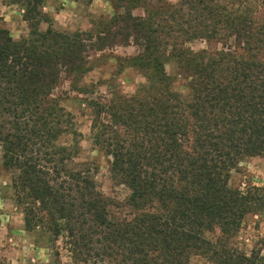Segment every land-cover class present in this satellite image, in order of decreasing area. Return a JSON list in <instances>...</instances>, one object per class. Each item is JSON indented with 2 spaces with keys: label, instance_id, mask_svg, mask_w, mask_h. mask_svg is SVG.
<instances>
[{
  "label": "trees",
  "instance_id": "16d2710c",
  "mask_svg": "<svg viewBox=\"0 0 264 264\" xmlns=\"http://www.w3.org/2000/svg\"><path fill=\"white\" fill-rule=\"evenodd\" d=\"M10 1L23 6L29 36L14 41L0 26V142L3 165L15 171L26 229L65 231L75 259L112 257L115 246L130 264H188L192 255L210 264H264L261 249L246 253L206 236L215 227L232 235L248 214H264V187L228 183L241 158L264 156V62L185 47L251 33L254 24L264 40L258 17L264 0H127L124 15L112 16L111 22L122 18L125 41L133 37L142 46L132 65L172 62L188 90L172 89L174 74L163 68L114 113L92 105L93 142L111 156V172L134 200L161 203L159 211L125 222L108 216L84 171L69 169L78 146L56 143L75 132L51 92L61 71L89 70L84 34L40 31L50 19L41 9L45 0ZM140 3L144 15L134 16ZM106 112L111 126L100 119Z\"/></svg>",
  "mask_w": 264,
  "mask_h": 264
},
{
  "label": "rangeland",
  "instance_id": "374dc122",
  "mask_svg": "<svg viewBox=\"0 0 264 264\" xmlns=\"http://www.w3.org/2000/svg\"><path fill=\"white\" fill-rule=\"evenodd\" d=\"M177 3L179 0H167ZM149 2V1H148ZM149 4V3H147ZM264 4V3H263ZM127 0H45L42 12L49 21H42L38 29L45 31L48 26L61 32H82L84 38V66L89 70L72 75L61 71L51 97L64 107L72 121L74 134L61 135L59 145H77V153L68 161L70 170H82L95 183V193L104 203L108 216L116 222L130 221L143 211H159V201L145 202L134 200L131 189L119 177L111 172V156L94 144L91 128L94 119L93 104L105 105L114 113L116 107H125L129 95L138 91L140 84L156 76L157 70L174 74L172 89L182 95L188 90L177 68L171 63L157 67L153 62L149 66L132 65L131 59L142 52V46L128 41L122 35V18L130 8ZM144 5V4H143ZM146 5V4H145ZM148 6V5H147ZM259 23H264V6L259 9ZM144 7L134 6V16L144 15ZM120 16L112 20V16ZM24 8L10 0H0V26L8 30L14 41L29 36V26L23 18ZM253 25L251 33L215 38L196 39L186 42L185 47L192 51L205 50L208 53L226 52L241 58H257L264 62V40ZM170 48H168L169 50ZM166 57H163L165 61ZM167 60V59H166ZM85 68V67H84ZM81 75V76H80ZM80 76V77H79ZM111 126L109 112L100 117ZM121 130L124 128L117 125ZM113 128H116L114 125ZM68 169V170H69ZM14 170L3 165V150L0 142V263L8 264H117L122 261L120 248L114 256L96 259L86 256L75 259L65 231L54 233L47 227L27 230L24 224V204L17 201L12 187ZM229 185L245 188L249 185L264 187V156H246L230 171ZM46 225V224H45ZM206 236L224 242L240 251L249 253L252 249H261L264 254V214L250 213L241 222L239 228L227 235L215 227ZM6 250V251H5ZM6 254V256H4ZM124 264H130L125 262ZM188 264H210L201 255H192Z\"/></svg>",
  "mask_w": 264,
  "mask_h": 264
},
{
  "label": "crops",
  "instance_id": "0c3cea01",
  "mask_svg": "<svg viewBox=\"0 0 264 264\" xmlns=\"http://www.w3.org/2000/svg\"><path fill=\"white\" fill-rule=\"evenodd\" d=\"M6 251V250H5ZM4 256H6V254H4ZM4 262L3 263H0V264H8V262L6 263L5 260H3Z\"/></svg>",
  "mask_w": 264,
  "mask_h": 264
}]
</instances>
